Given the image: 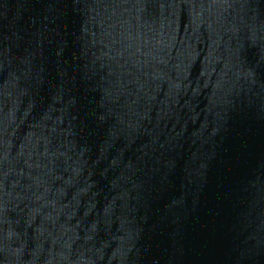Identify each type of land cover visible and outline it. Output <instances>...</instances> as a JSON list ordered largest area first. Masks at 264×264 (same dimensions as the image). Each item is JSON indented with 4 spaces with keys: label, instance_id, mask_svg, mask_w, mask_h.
Listing matches in <instances>:
<instances>
[{
    "label": "water",
    "instance_id": "1",
    "mask_svg": "<svg viewBox=\"0 0 264 264\" xmlns=\"http://www.w3.org/2000/svg\"><path fill=\"white\" fill-rule=\"evenodd\" d=\"M0 264H264V0H0Z\"/></svg>",
    "mask_w": 264,
    "mask_h": 264
}]
</instances>
